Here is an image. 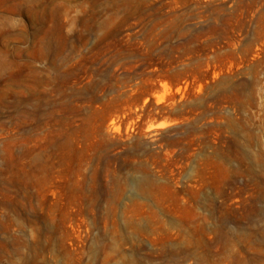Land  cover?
Here are the masks:
<instances>
[{"label": "rangeland", "instance_id": "1", "mask_svg": "<svg viewBox=\"0 0 264 264\" xmlns=\"http://www.w3.org/2000/svg\"><path fill=\"white\" fill-rule=\"evenodd\" d=\"M0 264H264V0H0Z\"/></svg>", "mask_w": 264, "mask_h": 264}]
</instances>
